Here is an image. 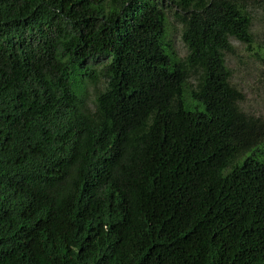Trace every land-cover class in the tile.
Wrapping results in <instances>:
<instances>
[{
	"label": "trees",
	"instance_id": "16d2710c",
	"mask_svg": "<svg viewBox=\"0 0 264 264\" xmlns=\"http://www.w3.org/2000/svg\"><path fill=\"white\" fill-rule=\"evenodd\" d=\"M255 7L0 0V264H264Z\"/></svg>",
	"mask_w": 264,
	"mask_h": 264
},
{
	"label": "rangeland",
	"instance_id": "374dc122",
	"mask_svg": "<svg viewBox=\"0 0 264 264\" xmlns=\"http://www.w3.org/2000/svg\"><path fill=\"white\" fill-rule=\"evenodd\" d=\"M253 29L257 33L255 45H261L264 41V8H254ZM170 18V28L174 48L179 56L186 54V49L180 40V24ZM235 48V55L227 56L226 62L232 69L231 82L242 90L245 94L243 102L244 109L251 111L255 115H264V81L261 79L259 71L261 63L251 54L241 42L231 39Z\"/></svg>",
	"mask_w": 264,
	"mask_h": 264
}]
</instances>
